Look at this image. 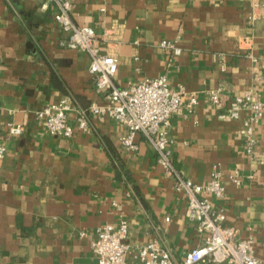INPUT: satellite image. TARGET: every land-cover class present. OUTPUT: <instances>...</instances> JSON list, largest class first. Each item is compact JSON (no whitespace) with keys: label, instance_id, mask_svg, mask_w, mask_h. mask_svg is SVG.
I'll return each mask as SVG.
<instances>
[{"label":"crops","instance_id":"1","mask_svg":"<svg viewBox=\"0 0 264 264\" xmlns=\"http://www.w3.org/2000/svg\"><path fill=\"white\" fill-rule=\"evenodd\" d=\"M264 0H73L79 25L92 27L101 51L118 57L115 82L166 75L172 87L198 94L196 111L175 114L170 136L174 163L187 177L207 182L214 165L226 194L213 202L224 224L253 237L264 264V115L255 129L257 159L245 153L240 120H222L207 98L218 86L254 89L264 103ZM42 0H0V264H91L95 230L128 222L134 248L151 241L180 261L204 243L186 216L188 199L157 162L152 144L137 134L138 149L121 144L126 133L109 116L90 113L87 130L77 116L104 104L90 56L62 47L66 34ZM175 40L180 53L160 46ZM69 95L72 137L51 135L37 117L45 104ZM21 125L17 136L8 123ZM238 169L240 185L229 175ZM254 174V179L247 178ZM130 262L132 258L129 257ZM220 264H230L223 262Z\"/></svg>","mask_w":264,"mask_h":264},{"label":"built area","instance_id":"2","mask_svg":"<svg viewBox=\"0 0 264 264\" xmlns=\"http://www.w3.org/2000/svg\"><path fill=\"white\" fill-rule=\"evenodd\" d=\"M41 7L52 9L54 22L66 34L60 41L62 47L78 49L90 56L89 71L95 85L104 90L105 103H92L87 111H81L77 116V126L87 130L90 113L109 116L125 126L126 133L120 142L133 152L138 149L136 136L142 134L156 151L157 162L176 180V190L186 193V216L205 235L202 245L190 249L182 260L177 261L157 241L133 248L127 242L129 226L125 219H121L117 226L105 223L96 228L91 241L95 257L91 264H261L255 253L253 237H240L235 227L226 226L223 223L225 214L213 202V198L223 199L226 194L220 166L214 165L209 180L201 183L187 177L174 163L171 118L184 111L194 113L199 103L198 94L186 90L183 85L172 87L166 75L146 78L141 82L128 81L119 86L115 82L118 57L101 51L92 27L74 21L73 0H42ZM160 46L175 54L180 53L175 40H163ZM207 98L215 108L225 107L218 115L220 119L241 121L246 156L250 161L256 160L255 129L264 115V103L257 92L251 88L235 93L220 85L207 91ZM72 103V96L66 95L37 111V117L47 133L67 138L74 135L75 127L68 114ZM8 126L12 136L23 131L21 125L9 122ZM6 152L5 143L0 142V160L6 156ZM254 176L251 174L247 178L254 179ZM229 177L238 185L242 183L243 178L238 169ZM129 257L132 258L131 262Z\"/></svg>","mask_w":264,"mask_h":264}]
</instances>
